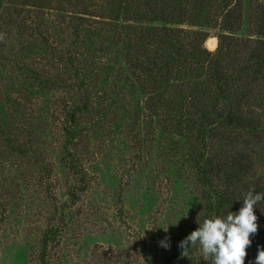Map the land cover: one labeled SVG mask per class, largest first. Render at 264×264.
Listing matches in <instances>:
<instances>
[{"label":"rangeland","instance_id":"rangeland-1","mask_svg":"<svg viewBox=\"0 0 264 264\" xmlns=\"http://www.w3.org/2000/svg\"><path fill=\"white\" fill-rule=\"evenodd\" d=\"M255 1L242 0L235 34L221 29L214 0L193 24L188 15L169 24L149 15L121 21L129 33L178 29L194 54L218 51L216 65L174 66L166 76L164 47L113 38L107 0H0V264H165L173 250L182 256L189 224L205 213L198 117L220 123L226 107L242 108L261 137H227L221 151L214 141L208 154L246 152L250 181L264 187V81L247 82L244 60L229 47L232 37L264 39ZM135 51H148L140 59L152 64L128 65ZM217 70L234 76L223 93L211 76ZM255 214L263 224L264 212ZM246 252L245 264H255L258 249ZM187 253V264H210L198 246Z\"/></svg>","mask_w":264,"mask_h":264},{"label":"trees","instance_id":"trees-1","mask_svg":"<svg viewBox=\"0 0 264 264\" xmlns=\"http://www.w3.org/2000/svg\"><path fill=\"white\" fill-rule=\"evenodd\" d=\"M214 2L216 1L214 0ZM209 3L214 5L213 0H107L108 8L106 11L110 15L108 19L113 22H105V25H108L107 30L111 32L113 38L123 34L124 36L132 37L134 44L141 47H143V42L146 39L149 40V45L158 43L161 47H164V51L159 54V57L162 67L166 69V76L170 75L174 66H181L182 69L187 71L211 67V65L218 63V51L212 53L202 46L198 54H194L192 51H185L181 45V35L178 34V29L165 26L158 30L155 27H148L146 29L148 34L145 35L140 34V31L139 33L136 31L129 33L125 27L130 28V26H123L120 23L121 21L129 20L138 21L144 15H149L148 19L151 21H161L165 24L178 23L182 21L179 19L188 15L186 16L190 18L188 21L193 24L194 14L197 12L205 13ZM254 10L257 13L256 21H258V27L260 28L257 33L262 37L264 36V0L255 1ZM243 11L242 0H217L215 4V13L217 12L220 17L221 29L232 34L240 30ZM150 29H155V31L148 32ZM218 38L219 50L222 37ZM232 39H234L233 42L235 44L230 42L229 47L235 46L236 60L240 62L244 60L245 68L250 72L247 74V78L249 76L251 78L247 82L264 81V39L259 38L254 41L247 39L244 44L237 37H232ZM238 45L240 48H238ZM243 47H245V50L242 49ZM145 49L149 50V48ZM238 49H241L242 52L237 51ZM147 53L148 51H142V54L135 51L134 54H127L126 63L130 66H134L135 61L137 62L136 64H152L148 59H140V57L146 58ZM154 63L156 65V62ZM211 76L215 81L213 82L215 89L222 93L225 92L223 86L226 85V81H234V76L226 75L223 70L211 72ZM162 77L161 74L160 78ZM223 101H226L225 96H223ZM198 118H202L199 126L206 129L200 137L204 145L202 146V153L199 152V156L195 160L205 213L202 217L189 224L188 232L184 235V238L198 227V223L204 217L212 213L223 215L229 210L238 211L243 203L240 200L243 198L242 194L249 188L254 187L257 192H264V187H260V184L250 181L253 166L251 165L250 156L246 152L237 150L231 157H226L222 152V155H220L221 153L217 155L208 154L210 147L207 149L208 146H206L216 141L217 147L219 146L218 150L221 151L222 146L220 144L222 139L229 137L233 142H236L246 132L249 136L258 139L261 137V125L255 122L254 119L250 120L249 117L245 116L243 109L239 106L236 108L226 107L225 113L222 115L223 120L220 123L210 121L205 115H201ZM262 125L264 126V124ZM218 129H222V132H217ZM214 138L216 140H213ZM255 211L256 213L264 212V200L258 203L257 207L254 208ZM251 240L250 246L254 249L264 248V222L263 224H258V230L251 236ZM176 251L173 250V254L165 259V264H187L186 257L187 255L189 256V253L186 251L187 255L184 254L182 249L181 254H183L181 256L176 254ZM179 256L184 257V259H180Z\"/></svg>","mask_w":264,"mask_h":264},{"label":"clouds","instance_id":"clouds-1","mask_svg":"<svg viewBox=\"0 0 264 264\" xmlns=\"http://www.w3.org/2000/svg\"><path fill=\"white\" fill-rule=\"evenodd\" d=\"M242 196L243 203L238 211L204 217L198 227L180 241L183 253L198 246L201 257L209 258L210 264H245L246 249L252 243L251 236L258 230L254 208L264 200V192H257L252 187ZM160 243L169 247L167 240ZM255 264H264V248L258 249Z\"/></svg>","mask_w":264,"mask_h":264},{"label":"water","instance_id":"water-1","mask_svg":"<svg viewBox=\"0 0 264 264\" xmlns=\"http://www.w3.org/2000/svg\"><path fill=\"white\" fill-rule=\"evenodd\" d=\"M209 42V41H208Z\"/></svg>","mask_w":264,"mask_h":264}]
</instances>
